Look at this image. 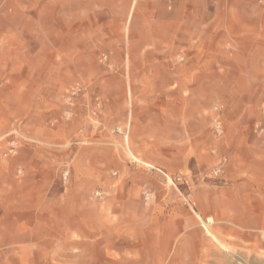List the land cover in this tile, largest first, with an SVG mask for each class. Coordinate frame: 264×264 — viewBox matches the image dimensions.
<instances>
[{
    "label": "rangeland",
    "instance_id": "obj_1",
    "mask_svg": "<svg viewBox=\"0 0 264 264\" xmlns=\"http://www.w3.org/2000/svg\"><path fill=\"white\" fill-rule=\"evenodd\" d=\"M29 1L0 0V264H264V0H202L247 11L211 66L190 1L42 0L24 44Z\"/></svg>",
    "mask_w": 264,
    "mask_h": 264
},
{
    "label": "crops",
    "instance_id": "obj_2",
    "mask_svg": "<svg viewBox=\"0 0 264 264\" xmlns=\"http://www.w3.org/2000/svg\"><path fill=\"white\" fill-rule=\"evenodd\" d=\"M34 0V1H29L30 5L34 8V13L37 14L34 15V17L32 16V18L29 17V12H27L26 10L24 11L22 9L23 6H20L19 11L22 12L23 18H22V25L18 26V37L19 39H22V42L24 44L27 43L28 41V37L31 29L33 30V33H31V35L33 36V38L36 39L37 42L42 43L45 42V34L47 33V31L45 30L46 25L44 24V13H45V4L43 2ZM190 1L192 4H183V5H178V7L176 8L175 11H168L167 13H176V24H178V27L180 28L182 25L183 30H189L191 28H196L199 29L201 31L200 36H202L201 41H203V45H204V49L201 52H193L190 56V58L187 57V59L189 60H197V61H205V62H209V65L211 64L210 62L213 60H216V56L213 53V45L215 43L214 39H215V32L214 30H216L217 28H230V27H236L237 24H241L244 22V20H241L242 15H240V20L237 22H232V16H230V14H233L235 12L238 13H244L247 12L245 9L240 8V10L235 9L234 7L230 6V5H220V6H210V5H206V4H202V0H187ZM24 2V1H23ZM38 2V3H37ZM82 5H81V21H85L86 23H88V19H89V9H88V0H82L81 1ZM30 5H26L24 6L25 9L27 7H31ZM86 6V7H85ZM18 9V8H17ZM10 11V10H9ZM217 12L220 14V18L219 19H215L214 14H217ZM173 19L175 20L174 16H168L167 19ZM71 19V18H70ZM241 21V22H240ZM171 25L175 24L174 21L171 22H167ZM235 23V24H234ZM83 24V23H82ZM168 24V25H169ZM170 25V26H171ZM38 30V31H36ZM198 33L196 32L194 34V37L197 35ZM167 36L170 35V33L166 34ZM183 36L185 38H187L186 35L183 34ZM184 38V39H185ZM185 46V45H184ZM189 53V52H188ZM187 53V54H188ZM245 59V58H244ZM248 59H245V61H247ZM253 61V60H251ZM211 66V65H210ZM203 69V72H200L198 75L201 76L202 75H206L209 76L210 78L213 76H216V70L215 68H208V72H206V68H201ZM225 73L227 75H230L232 77H236V78H242V80L240 82L244 83L243 84H237V82H233V84H230V89L231 92H243L247 89V87H249V80L248 78L251 77H261L263 76V70L258 69V70H253L252 68H250L248 65L245 66H241V67H237L236 70H225ZM211 83V81L209 82ZM245 88V89H244ZM246 134H243V136L240 138H234L232 140V142L234 141L233 146H237V145H243V143H245V140H247V138H245ZM250 137H248L249 139ZM255 139V138H254ZM240 142V143H239ZM232 170V168H230ZM254 170H258V169H254V168H249L248 171H254ZM243 208V207H242ZM239 218H244V219H250L252 217H250L249 213L247 210L241 209L240 212H237L236 215H233V219L235 220H239ZM264 223V221L261 222V224Z\"/></svg>",
    "mask_w": 264,
    "mask_h": 264
}]
</instances>
